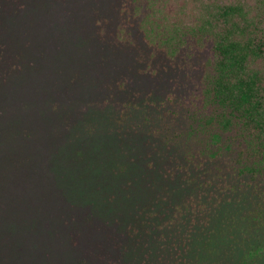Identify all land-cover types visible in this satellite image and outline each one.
I'll return each instance as SVG.
<instances>
[{"label": "rangeland", "instance_id": "1", "mask_svg": "<svg viewBox=\"0 0 264 264\" xmlns=\"http://www.w3.org/2000/svg\"><path fill=\"white\" fill-rule=\"evenodd\" d=\"M138 6L0 0V264H264V176L195 128L208 46L151 58Z\"/></svg>", "mask_w": 264, "mask_h": 264}, {"label": "trees", "instance_id": "2", "mask_svg": "<svg viewBox=\"0 0 264 264\" xmlns=\"http://www.w3.org/2000/svg\"><path fill=\"white\" fill-rule=\"evenodd\" d=\"M140 1L135 31L151 58L208 46L195 128L227 153L238 176L263 177L264 0Z\"/></svg>", "mask_w": 264, "mask_h": 264}]
</instances>
